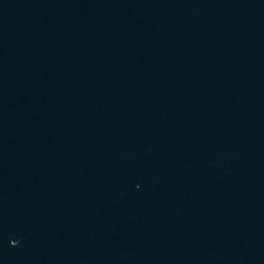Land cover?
<instances>
[{"label": "water", "instance_id": "95a60500", "mask_svg": "<svg viewBox=\"0 0 264 264\" xmlns=\"http://www.w3.org/2000/svg\"><path fill=\"white\" fill-rule=\"evenodd\" d=\"M0 264H264V0H0Z\"/></svg>", "mask_w": 264, "mask_h": 264}]
</instances>
